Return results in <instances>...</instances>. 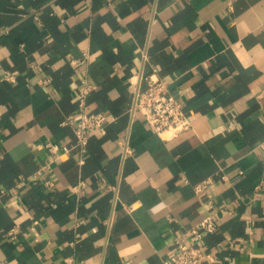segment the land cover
Returning a JSON list of instances; mask_svg holds the SVG:
<instances>
[{
    "label": "crops",
    "instance_id": "1",
    "mask_svg": "<svg viewBox=\"0 0 264 264\" xmlns=\"http://www.w3.org/2000/svg\"><path fill=\"white\" fill-rule=\"evenodd\" d=\"M152 70L191 119L171 138L134 106ZM263 156L264 0H0V264H161L208 200L202 264H264Z\"/></svg>",
    "mask_w": 264,
    "mask_h": 264
},
{
    "label": "built area",
    "instance_id": "2",
    "mask_svg": "<svg viewBox=\"0 0 264 264\" xmlns=\"http://www.w3.org/2000/svg\"><path fill=\"white\" fill-rule=\"evenodd\" d=\"M142 80L144 87L135 88L134 106L143 115V120L147 126L164 139L176 136L190 128L191 119L188 112L183 108L182 101L168 93L166 81L160 78L155 70L142 76ZM87 89L85 87L77 94L80 114L72 126L75 146L79 148L81 153H85L88 139L93 132H104L106 120L102 112L93 111L86 106L84 97ZM69 121H71L70 118H68ZM44 148L55 155L66 154L69 150L68 147H59L58 144L50 140L44 143ZM261 163L264 169V156ZM1 193L2 190H0ZM217 225V214L211 200H208L207 213L201 218L197 226L190 228L188 241H175L171 258L163 259L161 264H202L211 254L204 252L198 246V241L202 233L214 232Z\"/></svg>",
    "mask_w": 264,
    "mask_h": 264
}]
</instances>
